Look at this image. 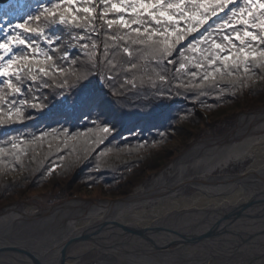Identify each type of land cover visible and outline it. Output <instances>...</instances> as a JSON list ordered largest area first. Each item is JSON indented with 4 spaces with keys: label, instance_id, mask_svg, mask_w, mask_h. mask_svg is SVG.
I'll return each instance as SVG.
<instances>
[{
    "label": "trees",
    "instance_id": "1",
    "mask_svg": "<svg viewBox=\"0 0 264 264\" xmlns=\"http://www.w3.org/2000/svg\"><path fill=\"white\" fill-rule=\"evenodd\" d=\"M45 3L47 0H9L0 4V25H4L0 40L11 34L9 23L35 14ZM237 3L243 6L242 0ZM77 6L96 7L97 18L91 24L79 21L80 27L71 20L55 26L43 20L32 23L33 27L45 28L46 35L55 33L62 37L58 46H50L41 39L36 41L53 57L42 65L48 70L47 76L33 66L31 74L36 76L33 82L25 70L21 73L23 83L18 85L22 94L18 95L3 87L7 78L0 77V88L7 94V101H26L24 105H15L22 115H13L10 123L0 125V147L4 148L0 154V210L12 203L24 206L35 194L50 196L55 202L76 196L126 197L143 179L162 170L198 140L205 129L220 132L223 123L232 124L240 113L264 106V85L250 78L264 75V68L250 66L247 74L241 69L234 76L218 75L213 84L202 81L205 69L195 67L202 62L199 51H184L186 67L179 71L178 62L157 63L159 57L138 45H132L134 55L129 58L123 52V47L128 46L126 42H120L118 49L113 45L115 26L107 30L104 24V19H115V14L100 18V0H93L92 4L79 0ZM6 9L8 15H4ZM226 12L227 9L218 12L217 17H212L182 43L187 45L193 36L202 39L201 32L205 36L212 33L209 43L213 39L226 43L218 37L229 34L232 27L238 31L243 27L230 22V27L216 30V25L223 22L218 17L228 18ZM181 26L185 27L183 22ZM250 30L259 34V30ZM22 35L27 38L29 34L22 32ZM105 43L111 64L102 55ZM205 47L207 44L199 45L201 49ZM65 50L76 61L75 65L61 59ZM129 60L136 64L135 69ZM57 67L69 70L67 83L65 75L56 71ZM206 68L211 70L207 65ZM73 71L75 74H71ZM193 71L197 72L195 78L189 75ZM84 73L86 78L78 79ZM160 75L165 80H160ZM13 82L16 83L14 77ZM86 95L96 97L98 106L85 105ZM31 104L43 106L31 108ZM8 106L0 104L5 112ZM105 124L113 129L110 134L102 133ZM42 133L47 135L41 137ZM12 143L17 144L15 149Z\"/></svg>",
    "mask_w": 264,
    "mask_h": 264
},
{
    "label": "bare ground",
    "instance_id": "2",
    "mask_svg": "<svg viewBox=\"0 0 264 264\" xmlns=\"http://www.w3.org/2000/svg\"><path fill=\"white\" fill-rule=\"evenodd\" d=\"M248 158L246 169L229 171ZM187 185L195 190L186 192ZM134 190L117 200H68L44 214L36 205L9 207L0 213V248L10 250L0 253V264H32L33 257L39 264H264V239L239 241L233 231L202 242L186 237L233 224L223 212L264 191V108L242 113L229 141L198 139ZM256 203L245 215L260 208ZM259 213L236 223L241 232L264 230Z\"/></svg>",
    "mask_w": 264,
    "mask_h": 264
},
{
    "label": "snow or ice",
    "instance_id": "3",
    "mask_svg": "<svg viewBox=\"0 0 264 264\" xmlns=\"http://www.w3.org/2000/svg\"><path fill=\"white\" fill-rule=\"evenodd\" d=\"M84 2L92 4L93 0H84ZM78 3L79 0H57L55 3L52 0H47V3L42 4L35 14L28 15L15 24H8L7 27L12 32L0 40V77L7 78L3 81V87L11 90L14 95L22 94L21 88L18 86L23 83L21 73L27 70L26 74L30 80L36 81V76L31 74L33 66L38 69L39 73L48 75V70L42 65L46 61H51L53 57L40 48L36 41L41 39L50 46L54 44L58 46L62 37L55 33L46 35L45 28L33 27L32 23L43 20L45 24L55 26L56 23L67 24L71 20L77 27H80L78 22L83 20L85 24H91V21L97 18L94 15L97 14L96 7H78ZM100 4L102 6V11L98 13L100 18L103 19L109 14H115V19H104V24L107 30H113L115 26L117 34L111 36L113 45L118 49L120 42H126L128 46L123 47V52L127 53L129 58L134 55L132 45H138L142 49H149L151 55L159 57L157 63L160 61H166L169 64L178 62L177 71H179L186 67L184 51H199L202 62H198L195 67L205 69L201 76L202 81L213 84L218 75L221 78L234 76L241 69L247 74L250 72V66L255 69L264 68V47L257 46L264 45V0H242L243 6H239L237 0H100ZM225 9L228 10L225 13L228 18L218 17L223 22L216 25V30L230 27V22L243 26L242 30L239 31L232 27L229 34L218 37L226 43H217L215 39L209 43L212 33L205 36L203 32L200 33L202 39H196L193 36L187 45L182 43L190 34L196 33L212 17H217L218 12H223ZM229 12L230 15H228ZM77 13H84L85 15L79 16ZM4 15H8L7 9L4 11ZM57 15L58 21L56 20ZM182 22L185 27L181 26ZM92 27L93 32H95L94 25ZM3 28L4 25H0V30ZM250 29L259 30V34ZM48 30L51 31V27ZM121 30H125L123 34H120ZM204 31H207V28ZM22 32L29 34L28 37L25 38ZM233 40L239 43H234ZM201 44H207V47L201 49L199 48ZM93 47L95 48V45ZM14 48L16 49L15 52L13 51ZM27 49L31 51L29 52ZM108 52V44L105 43L102 55L111 64V60L108 59ZM222 52L226 54L222 55ZM61 59L72 65L76 64V61L70 58L67 50L64 51ZM128 62L133 69L136 68V64L131 63V60ZM218 62L219 66H217ZM206 65L211 70H208ZM50 67L55 66L51 65ZM56 71L65 75L64 83H67L69 70L57 67ZM71 74H75L74 71ZM189 75L195 78L197 72H190ZM86 76L87 73H84L83 77H78V79L86 78ZM13 77L16 83L13 82ZM159 79L163 81L165 76L160 75ZM4 103H8L9 106L6 112L3 107H0V114H2L0 115V125L10 123L13 115H22L20 108L15 107V105L17 103L24 105L26 101L22 99L7 101V94L3 88H0V104ZM83 103L91 107L98 106L97 98L91 95H86ZM38 106L42 107L43 105H29L31 108ZM4 116H7L8 119H5ZM89 131L92 130L89 129ZM101 131L107 135L113 129L105 124ZM45 135L47 134L42 133L41 137ZM16 147L17 144L12 143V148L15 149ZM3 153L4 148L0 147V154ZM12 155L15 156V153Z\"/></svg>",
    "mask_w": 264,
    "mask_h": 264
},
{
    "label": "rangeland",
    "instance_id": "4",
    "mask_svg": "<svg viewBox=\"0 0 264 264\" xmlns=\"http://www.w3.org/2000/svg\"><path fill=\"white\" fill-rule=\"evenodd\" d=\"M257 77V78H256ZM253 78H256V79H253ZM252 78V80L254 81V83L255 82H261L262 83V86L264 85V75H258V76H255V77H253ZM258 79H261V80H258ZM263 109L264 108V106H262V107H259L258 109H256V110H259V109ZM255 111V110H254ZM251 112H253V111H251ZM248 113H250V112H248ZM240 115H242V113H240L236 118H235V120L233 121V123L232 124H226V123H223V130L222 131H218V132H215L214 130L213 131H211V130H207V129H205L203 132H202V135H201V137L199 138V140L200 139H202V138H206V137H212V138H219V139H221V141H229L230 140V137H231V134H232V132H233V130H234V128H235V126H236V124H237V120H238V118L240 117ZM196 141H198V140H196ZM196 141H193V142H191V144L187 147V148H189L194 142H196ZM186 148V149H187ZM185 150V149H184ZM183 150V151H184ZM182 151V152H183ZM181 152V153H182ZM181 153H179V154H181ZM178 154V155H179ZM178 155H176L175 157H173L172 159H171V161L174 159V158H176ZM250 158H248L246 161H244V162H239V163H234V165H232V166H230L229 167V171L230 172H232V173H236V172H241V171H243L244 169H246L247 168V166L249 165V163H250ZM170 161V162H171ZM169 162V163H170ZM169 163H168V165H169ZM168 165L166 166V167H164L162 170H160L159 172H152L151 173V175L149 176V177H146L145 179H143L142 181H141V183L140 184H145L146 186H148L149 184H150V182L155 178V175H157V174H159L161 171H163V170H165L167 167H168ZM218 173V172H217ZM195 178L196 179H198L197 178V176H195ZM139 184V185H140ZM185 191L186 192H188V193H192L194 190H195V188H194V186H191V185H187V186H185ZM135 191V190H134ZM133 191V192H134ZM84 199V200H91V201H95V202H98V201H100V200H102V199H110V198H108V197H104V198H99V199H94V198H89V197H87V198H85V197H81V196H76V197H73V198H70V199H66V200H63V201H57V202H55V201H53V200H51V197L50 196H42V195H40V194H35V195H33L30 199H29V201H28V203H26L24 206H20L19 204H15V203H12V204H9V205H6L5 206V208L2 210H0V213L1 212H6L7 210H8V208L9 207H15V206H19L18 208H22V209H24L26 206H28V205H36V206H38V208L42 211L41 212V214H44V212L45 211H47V210H50L51 208H53V207H55V206H57V205H59V204H61V203H64V202H66V201H68V200H72V199ZM123 198H125V197H123ZM117 199H121V197H119V198H115V199H111V200H117ZM51 200V201H50ZM209 253V252H208ZM218 252H214L213 254H215V255H218L217 254ZM237 254V253H236ZM239 254H241L242 255V257L243 258H245L249 253H247V254H244V253H239ZM209 255H210V253H209ZM233 255H235V254H233ZM255 255H256V253H255ZM263 256H264V254H263ZM262 255H260V257H263ZM90 256H88V255H85V256H83L82 257V262H84V261H86L88 258H89ZM223 257H225V258H228V256H223Z\"/></svg>",
    "mask_w": 264,
    "mask_h": 264
},
{
    "label": "water",
    "instance_id": "5",
    "mask_svg": "<svg viewBox=\"0 0 264 264\" xmlns=\"http://www.w3.org/2000/svg\"><path fill=\"white\" fill-rule=\"evenodd\" d=\"M8 0H0L1 3L3 2H7ZM264 191H261L259 192L257 195H255L251 200H249L248 202L244 203L243 205H241L240 207H238L237 209L233 210V211H230V212H223V216L225 218H227L228 220L231 219V220H235L233 224L229 223L227 225H224L216 230H211L209 232H206V233H203V234H200V235H190V234H186V237H190V238H193L194 240H198V241H206V240H209L211 238H213L215 235H219L221 233H225V232H229V231H233V232H236L239 234V241H257V242H262V240L264 239L262 234H264V230H258V231H251L250 233L246 234V233H243L241 232V230L239 229V226L236 225V223L238 221H243L245 219H250L252 217H255V216H258V214H260L259 212L261 210L264 211ZM253 202H257L255 205H258L260 208L255 212V213H251L249 214L248 216L245 215V208L249 205V204H253ZM123 230L126 232L128 231L127 228H123ZM137 232H140L139 230H136ZM142 234V232H141ZM185 235V234H184ZM88 238L85 237L83 239V242L85 240H87ZM98 241V240H97ZM78 244V241H75L73 244H72V247H76ZM21 250V249H19ZM67 249H63L61 250V252L59 253H56L55 256L53 257H49V261H52L54 258L58 257V255H62L64 256L65 252H66ZM8 251L7 248H0V253L1 252H6ZM10 251V250H9ZM8 251V252H9ZM67 253V252H66ZM39 260L40 259H35L34 257L32 258L31 262L32 264H39ZM42 264H48L47 261H45V263H42Z\"/></svg>",
    "mask_w": 264,
    "mask_h": 264
},
{
    "label": "flooded vegetation",
    "instance_id": "6",
    "mask_svg": "<svg viewBox=\"0 0 264 264\" xmlns=\"http://www.w3.org/2000/svg\"><path fill=\"white\" fill-rule=\"evenodd\" d=\"M259 47H264V45H260ZM263 75V74H262ZM256 75H254L253 77H255ZM253 77H250L251 79L253 78ZM257 78V77H256ZM256 78H253V79H256ZM258 80H261V79H258Z\"/></svg>",
    "mask_w": 264,
    "mask_h": 264
}]
</instances>
